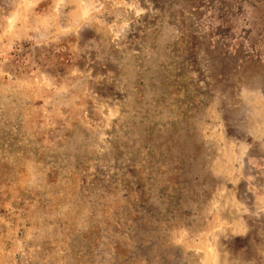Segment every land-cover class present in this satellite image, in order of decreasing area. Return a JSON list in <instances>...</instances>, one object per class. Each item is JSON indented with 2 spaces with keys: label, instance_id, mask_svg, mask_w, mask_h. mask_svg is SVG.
<instances>
[{
  "label": "rangeland",
  "instance_id": "rangeland-1",
  "mask_svg": "<svg viewBox=\"0 0 264 264\" xmlns=\"http://www.w3.org/2000/svg\"><path fill=\"white\" fill-rule=\"evenodd\" d=\"M0 264H264V0H0Z\"/></svg>",
  "mask_w": 264,
  "mask_h": 264
}]
</instances>
